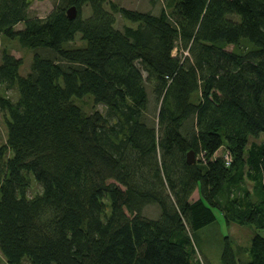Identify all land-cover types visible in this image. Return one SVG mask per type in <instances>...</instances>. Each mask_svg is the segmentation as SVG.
I'll list each match as a JSON object with an SVG mask.
<instances>
[{
  "label": "trees",
  "instance_id": "obj_1",
  "mask_svg": "<svg viewBox=\"0 0 264 264\" xmlns=\"http://www.w3.org/2000/svg\"><path fill=\"white\" fill-rule=\"evenodd\" d=\"M32 1L0 0V37L33 50L21 75L0 48V86L18 95L0 93L1 264H202L194 233L214 210L256 229L248 264H264V140L249 139L264 134V0H166L158 14L56 0L29 18ZM116 13L136 27L115 28ZM77 33L85 46L63 48ZM85 95L106 113L83 111L73 97ZM223 242L221 263L238 264Z\"/></svg>",
  "mask_w": 264,
  "mask_h": 264
},
{
  "label": "rangeland",
  "instance_id": "obj_2",
  "mask_svg": "<svg viewBox=\"0 0 264 264\" xmlns=\"http://www.w3.org/2000/svg\"><path fill=\"white\" fill-rule=\"evenodd\" d=\"M112 2L118 3L121 6H124L129 9H134L138 11H149L153 14H158L160 10L166 5V11H171L172 7H169L167 3H170V6L173 4V0H111ZM177 1V0H176ZM56 0H33L31 5L28 7V17L29 18H45L56 6ZM106 8L109 9L108 4H106ZM90 13V9L88 5L83 6V16H87ZM123 26L136 27V23L131 22L118 13L115 14V23L114 27L117 29H121ZM23 28V23H17L15 25V29ZM86 42L81 39L80 33H77L73 41H69L63 44V48H76V47H84ZM7 47L10 53L22 60V64L19 68V73L21 75H25L30 70V63L32 59L33 50L22 47L18 42L17 38L9 39L4 36L0 37V48ZM180 48L179 42L177 43V49L173 52L178 54L180 51L183 54H186V50L178 49ZM232 46L228 45L227 49H231ZM44 48H38L41 53H45L46 50H42ZM146 89L148 92V108L146 111V116L148 120H155V115L157 114L159 105L156 104L153 94L151 92V88L149 85H146ZM0 93L5 95L11 101L17 100V91L15 87L10 89H4L3 86H0ZM73 101L81 106L83 111L86 113L92 112L95 109L100 111L101 113H106V107L102 104H96L93 101V97L91 95H85L81 97H73ZM4 115L0 112V144L5 143L6 140V130L4 123ZM186 126L191 129L194 126V121L192 118L188 119L186 122ZM250 141H262L264 140V134H260L259 137L254 138L250 136ZM222 149L220 148L215 156H219L221 154ZM40 185L34 181L30 180V186L28 188V195H35L40 191ZM198 197L197 191L195 190L190 199H196ZM143 215L149 218H157L159 215V209L156 205H147L143 211ZM216 219L214 222L200 228L194 233V247L196 250V258L202 264H222L220 260L224 237L228 236L231 242L232 250L238 264H248L249 255L248 248L250 245V241L252 236L254 235L256 229L250 224H238L231 222L227 224L222 216V214L218 210H214ZM3 262V258L0 255V264ZM26 264H29L26 262Z\"/></svg>",
  "mask_w": 264,
  "mask_h": 264
},
{
  "label": "water",
  "instance_id": "obj_3",
  "mask_svg": "<svg viewBox=\"0 0 264 264\" xmlns=\"http://www.w3.org/2000/svg\"><path fill=\"white\" fill-rule=\"evenodd\" d=\"M66 15L69 19H72L75 17L76 15V8L75 6H70L66 9ZM186 162L188 164H192L195 162V155H194V152L193 150H189L187 153H186Z\"/></svg>",
  "mask_w": 264,
  "mask_h": 264
},
{
  "label": "built area",
  "instance_id": "obj_4",
  "mask_svg": "<svg viewBox=\"0 0 264 264\" xmlns=\"http://www.w3.org/2000/svg\"><path fill=\"white\" fill-rule=\"evenodd\" d=\"M225 149V148H224ZM223 160L225 162V165H229L231 160H232V156L231 153L228 150H224L223 154H222Z\"/></svg>",
  "mask_w": 264,
  "mask_h": 264
}]
</instances>
